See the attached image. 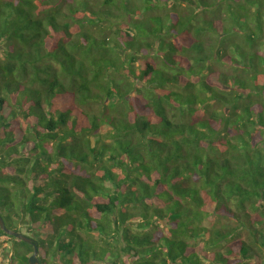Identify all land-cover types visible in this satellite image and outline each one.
Masks as SVG:
<instances>
[{"label": "trees", "instance_id": "trees-1", "mask_svg": "<svg viewBox=\"0 0 264 264\" xmlns=\"http://www.w3.org/2000/svg\"><path fill=\"white\" fill-rule=\"evenodd\" d=\"M0 216L41 264H264V0H0Z\"/></svg>", "mask_w": 264, "mask_h": 264}, {"label": "water", "instance_id": "water-1", "mask_svg": "<svg viewBox=\"0 0 264 264\" xmlns=\"http://www.w3.org/2000/svg\"><path fill=\"white\" fill-rule=\"evenodd\" d=\"M0 229L7 235L12 236L18 240L31 244L33 247L32 254L28 257V264H41L38 259V247L37 244L33 241L32 237L25 234L22 231H17L14 229L7 228L3 218L0 216Z\"/></svg>", "mask_w": 264, "mask_h": 264}, {"label": "rangeland", "instance_id": "rangeland-1", "mask_svg": "<svg viewBox=\"0 0 264 264\" xmlns=\"http://www.w3.org/2000/svg\"><path fill=\"white\" fill-rule=\"evenodd\" d=\"M10 229H12V228H10ZM17 231H19V230H17ZM20 231L24 232L27 235H32V232L28 231L26 228H22ZM38 233L40 234V231ZM12 240H13L14 244H15V241L18 242L17 244H18L19 247H22L21 249L27 250V248L23 247L20 244L19 241H17L16 239H12ZM0 243H2L0 245V264H7L8 258H9V254H10V251H11V244H12V242L9 239V236H7V235H0Z\"/></svg>", "mask_w": 264, "mask_h": 264}]
</instances>
